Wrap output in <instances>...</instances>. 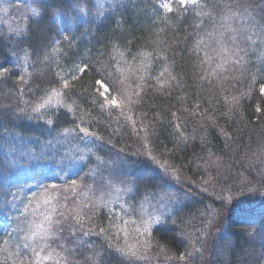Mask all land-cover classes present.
Returning <instances> with one entry per match:
<instances>
[{
  "label": "trees",
  "instance_id": "1",
  "mask_svg": "<svg viewBox=\"0 0 264 264\" xmlns=\"http://www.w3.org/2000/svg\"><path fill=\"white\" fill-rule=\"evenodd\" d=\"M157 2L30 0L0 21V215L30 174L41 199L0 229V264H36L25 236L53 207L41 264H264V0Z\"/></svg>",
  "mask_w": 264,
  "mask_h": 264
},
{
  "label": "snow or ice",
  "instance_id": "2",
  "mask_svg": "<svg viewBox=\"0 0 264 264\" xmlns=\"http://www.w3.org/2000/svg\"><path fill=\"white\" fill-rule=\"evenodd\" d=\"M185 2H186V0H181V3H185ZM193 2H194V0H193ZM164 7L169 9V11H171V6L170 5L165 4ZM32 12L34 14L37 13V9H32ZM223 36H224V34L221 33L220 36L218 37V43H219L220 49L222 51H227V49H225L224 46H223ZM233 39H235V37H233ZM53 51H55V49H53ZM226 62L227 61H223V63H226ZM223 63L217 64L216 65V69H221L223 67ZM87 68H88V64H84L83 66H75V70L77 72H80V73H85ZM216 69H214L213 71L215 72ZM7 72H8L7 68L0 69V75L5 74ZM72 79L75 80V79H77V77L73 76ZM95 83L97 85H99L101 89H103V91L105 93V102L107 104H109V105H111L113 107H117V106H120V105L125 104V103L130 101V95L127 93V90L121 89L122 99L118 100L115 96L111 95V89L105 83L104 80H97V81H95ZM64 87H68V81H66V80L64 81ZM261 90L264 91V86H262ZM109 96H111V99H108ZM54 100H55V103L57 105H61L63 103V98L61 96V93L57 92L55 90H52V92L47 94L46 98H42L40 101H37L36 104L33 107H31L30 115L31 114H36L37 118H40L41 111L51 107ZM103 107H104V104H101V108H103ZM24 111H25L24 109H20L21 113H23ZM47 123L51 124L52 121L49 119L47 121ZM64 131L65 132H69V131L75 132L76 129H71V130L64 129ZM79 131L84 132V133L88 132L87 129H83V128L79 129ZM76 183H77L76 180L72 181V185L74 186L73 189H72L73 191L76 190L75 189ZM39 187L42 188V191H41L40 195L44 197L43 203L45 205H50L51 202L55 198L48 194V187L47 186L41 185ZM51 187L54 189V188H56V185L53 184ZM117 191H119V190H117ZM36 195H37V193H35V192L32 193L33 197H36ZM85 195L87 196V194H85ZM100 201H101V206H104V207L108 206V201L104 200L103 195H101ZM31 203H32V201L29 200L28 203L24 204L23 212H21V215H23V214L28 212L29 205ZM37 207H39V205H37ZM56 211H57V209L55 207H53L49 214H45L43 216V219L41 220V222L34 223L31 226L30 232L28 234H26V236H25V239L27 241H30L31 244L25 243L24 244V248L27 249V248L31 247L32 253L36 257V264H41L42 261H47V260L53 259V252H51V251H49L47 253V255H42V253L45 251L46 245H44L42 243H38V242L46 241L49 237H51L53 235V233H54L55 225L60 223L59 220H56L55 222L53 221V214H55ZM70 211L74 214V216H73L74 219H76V220H80L81 219V212L83 211L82 208H79V207L78 208H73ZM113 211H115V210L113 209ZM154 222L158 223L159 220L158 219L154 220L153 218L149 217V219L142 221V223L144 225L145 232H147L149 230L151 224L154 223ZM99 231L101 233H103L106 230L101 228ZM4 243L7 244L8 241L6 240V241H4ZM12 264H23V260H20V261L13 260Z\"/></svg>",
  "mask_w": 264,
  "mask_h": 264
},
{
  "label": "rangeland",
  "instance_id": "3",
  "mask_svg": "<svg viewBox=\"0 0 264 264\" xmlns=\"http://www.w3.org/2000/svg\"><path fill=\"white\" fill-rule=\"evenodd\" d=\"M11 1L12 0H0V21L1 20H6V18H3V17H8V16H11V15L13 16V18L14 17L15 18L24 17L32 9L31 4H30V0H13V1L16 2V5H14V6L10 5ZM194 1H196V0H194ZM176 2L183 6V5H186L188 3L193 2V0H186L185 3H181V0H158L157 5H158V7L161 10L169 11V9L165 8L164 5L165 4L170 5L171 6V10H173ZM13 18H8V19H9V21H12ZM56 19H58L57 16H56ZM15 21H17V20H15ZM101 94H102L103 97H105V93H104L103 89H101ZM111 95L115 96L117 98L115 93L111 94ZM108 99H111V96H109ZM117 99L120 100L119 98H117ZM3 101L4 100L2 98H0V102H3ZM69 171L74 172V170H72V169L69 170ZM58 173H59V168H54V173L53 174L55 175V174H58ZM21 177H22V175H21ZM37 183L39 184V179L36 178V177H33L31 174H30V177L27 179V181L23 180L22 178L18 181V184H17L18 185V189H17L18 194L16 195V197L15 196L12 197L10 199V201L8 202V207L10 208V210L7 211V212L5 211V213L0 215V229L4 230V229L9 228V226L11 224V214L13 213L12 212L13 209H15V211L17 213L23 212V206H24L25 203H27L25 201L24 197L28 194V192L32 191L34 188L37 187V185H38ZM105 192L109 193L108 190L105 191ZM104 195L109 197L111 194H104ZM18 197H19V199H18ZM110 197H112V195ZM29 200L32 201L31 206H34V209H37L38 210L37 212H39L40 208L37 207V205L40 204V200L41 199H39V198H37V199L30 198V199H28V201ZM104 200L106 201V199H104ZM229 210L233 211V210L230 209V207H229ZM29 212H30V210H29ZM25 214H27V213H25ZM29 217H30V215H29ZM32 225H30V229H31ZM219 230H220V222L218 220H216V222H214V225H212V231L210 233L211 234L210 239L213 238L215 236V234L219 233ZM205 257L207 258V253L205 254ZM206 262H207V260H206Z\"/></svg>",
  "mask_w": 264,
  "mask_h": 264
}]
</instances>
